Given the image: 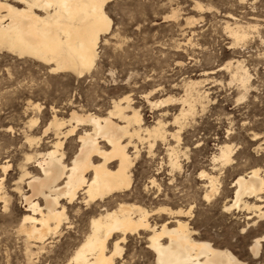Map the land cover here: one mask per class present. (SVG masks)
I'll list each match as a JSON object with an SVG mask.
<instances>
[{
    "label": "rangeland",
    "instance_id": "rangeland-1",
    "mask_svg": "<svg viewBox=\"0 0 264 264\" xmlns=\"http://www.w3.org/2000/svg\"><path fill=\"white\" fill-rule=\"evenodd\" d=\"M195 1L114 0L109 3L106 9L112 21L111 32L100 44L97 65L82 78L69 72H49L47 66L33 58L0 50V182L2 192L10 196L6 207L0 198V264H65L89 232L90 218L101 210L95 204L79 203L75 209L68 205V221L46 242L45 253L39 257L26 254L25 237L17 231L28 207L13 189L21 175L20 165L25 163V155L44 152L56 140L53 130L43 135L54 115L68 119L72 109L106 113L112 100L131 95L134 107L141 110L147 125L156 122L160 111L168 110L167 130L173 132L178 129L173 117L182 104L171 103L156 109L151 108L150 102L184 96L190 80L202 82L195 89L205 97L198 98L194 91L193 97L197 99L194 113L183 121L178 145L181 169L170 171L166 144L158 142L156 156L151 158L147 154L148 144L140 143L131 197L154 209L161 204L191 209L187 219L201 239L230 250L247 263L264 262V242L258 260L250 252L254 239L264 235V220L253 216L249 220L247 217L251 214L247 211L228 213L222 209L234 197L233 184L239 175L256 166L264 169V144L257 148L264 143V34L261 40L256 37L232 45L224 30L227 5L218 0H199L204 5L214 2L212 5L220 10L204 15L193 8ZM261 3L262 7L258 8L264 14V2ZM228 10L240 14V11ZM251 10L247 5V13L258 11ZM172 12L177 13L176 18L167 17ZM188 19L194 20L193 24ZM237 61L251 74L246 93L238 81L231 80ZM230 63L231 69L225 67ZM242 94L245 99H239ZM33 118L37 123L29 127ZM254 133L260 139L254 141ZM26 134L38 140L31 148ZM168 142L178 144L171 137ZM224 142L234 147V155L232 164L222 168L212 158ZM75 147V143L65 142L63 150L68 161ZM162 161L163 168L157 170ZM1 164L10 165L5 174ZM28 166L36 172V166ZM202 170L218 176L222 191L208 201L203 199L207 180L200 177ZM153 177L160 189L150 183ZM23 187L28 191L27 186ZM109 202L103 205L112 207L114 203ZM78 207L80 210L76 212ZM145 247L144 240L129 238L125 246L129 264H153L154 257ZM32 250L35 252L37 248Z\"/></svg>",
    "mask_w": 264,
    "mask_h": 264
},
{
    "label": "bare ground",
    "instance_id": "bare-ground-1",
    "mask_svg": "<svg viewBox=\"0 0 264 264\" xmlns=\"http://www.w3.org/2000/svg\"><path fill=\"white\" fill-rule=\"evenodd\" d=\"M113 1L0 0V50L33 58L47 66L49 72H69L82 78L97 65L100 44L111 32L112 21L106 7ZM218 1L228 9L240 11L239 15L228 9L224 12V30L233 41L232 45L237 46L256 37L263 39L264 14L258 6L262 7L260 3L263 4L264 0H258V3L257 0ZM212 4L204 5L196 0L193 8L204 15L220 11ZM247 5L252 12L258 11L247 13ZM167 17L176 18L177 13L172 12ZM193 22L188 19V23ZM225 67L231 69L232 63ZM231 72V80L238 81L246 93L252 81L251 74L241 61H237L235 70ZM201 83L188 81L186 93L180 98L169 96L150 102L151 108L156 109L173 103L182 104L173 117V124L178 126L173 132L167 130L165 117L168 110L160 111L156 122L147 125L141 110L134 107L131 95L112 100L106 113L72 109L68 119L54 115L43 135L53 130L56 140L44 152L34 151L25 155V163L20 165L21 175L13 189L28 207L17 231L25 237L26 254L39 257L45 253L46 242L68 221V205L75 209L77 204L84 203L86 206H100L101 210L90 218L89 232L76 245L65 264H129L125 246L130 237L145 241L147 253L154 257L153 264H250L230 250L197 236V230L191 228L187 219L191 209H174L162 204L154 209L131 197L133 168L141 154L140 143L148 144L147 154L151 158L156 156L158 142L166 144L170 171L181 169L178 145L183 121L194 113L197 100L194 93L198 98L205 97L195 89ZM239 99H245V94ZM36 107L40 108L38 104ZM36 123L37 119H31L29 127ZM168 137L178 144H169ZM258 139L260 137L254 133L253 140ZM26 141L31 148L38 140L26 134ZM66 141L76 144V151L69 161L63 150ZM262 144L257 148H262ZM219 145L212 162L224 168L233 162L234 147L227 142ZM30 164L36 166V172L29 169ZM9 167V164H1L4 174ZM162 168L163 161L157 170ZM199 174L207 180L204 200L222 194L217 175L205 170ZM150 183L160 189L154 177ZM2 184L0 182V198L6 207L10 196L6 191L2 192ZM23 185L28 187V191L23 190ZM233 186L234 197L227 200L222 209H229L228 213L247 211L251 214L247 217L249 220L252 216L264 220V169L259 166L251 168L239 175ZM108 201L114 203L112 207L103 205ZM79 210L78 207L76 212ZM263 242L264 235H261L250 245L254 260L260 257ZM34 247L37 248L35 252L32 250Z\"/></svg>",
    "mask_w": 264,
    "mask_h": 264
},
{
    "label": "snow or ice",
    "instance_id": "snow-or-ice-1",
    "mask_svg": "<svg viewBox=\"0 0 264 264\" xmlns=\"http://www.w3.org/2000/svg\"><path fill=\"white\" fill-rule=\"evenodd\" d=\"M205 199H207V197H205ZM225 211L227 212V211H229V209H225Z\"/></svg>",
    "mask_w": 264,
    "mask_h": 264
}]
</instances>
